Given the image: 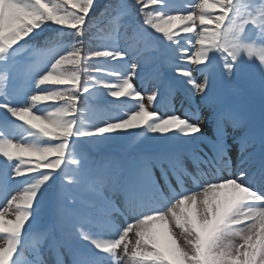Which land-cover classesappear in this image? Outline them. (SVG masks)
I'll list each match as a JSON object with an SVG mask.
<instances>
[{
	"label": "snow or ice",
	"instance_id": "1",
	"mask_svg": "<svg viewBox=\"0 0 264 264\" xmlns=\"http://www.w3.org/2000/svg\"><path fill=\"white\" fill-rule=\"evenodd\" d=\"M0 111V264H264V0H0Z\"/></svg>",
	"mask_w": 264,
	"mask_h": 264
},
{
	"label": "rangeland",
	"instance_id": "2",
	"mask_svg": "<svg viewBox=\"0 0 264 264\" xmlns=\"http://www.w3.org/2000/svg\"><path fill=\"white\" fill-rule=\"evenodd\" d=\"M153 55H154V53H153ZM193 67H195V66H193ZM248 71H249L248 67H246V71L243 70V69H241V75H239L238 77L240 79H242V80L248 78L247 77ZM170 72H171V70H170ZM236 78L237 77H235L233 79H236ZM226 81L228 82L229 85H231V79L230 80H226ZM136 83H137V87L139 88V82H136ZM227 89L229 91L233 92L232 99H233L234 103L241 108L242 111L247 112V111L251 110L254 113V115L256 116V118L259 119V113L253 107V104L254 103L257 106L259 105V96H258V93L254 95L250 91V89H248V92L247 93H244L243 91H241V90H239L237 88L234 89V87H231V86H229ZM141 90H143V89H141ZM108 99H112V98L111 97H108ZM145 99H146V93H145ZM89 104H92V103H89ZM258 107H260V105ZM228 131H229V144L231 145L233 143V142H231L232 141L231 140V136L233 135V130L231 128H229ZM206 132H207V129H206ZM235 134L236 135H239V131L237 130V132ZM125 141H129V143L133 144L135 147H136V143H138V142L134 143L133 141L128 140V139H125V138L116 139V140H113L111 142L98 143V145L109 146L110 148L113 149V151H115V152L110 151V152L113 153L112 154V156H113V159L112 160H110V159H101L99 162L111 163V162H114V161L119 160V151H121L120 150V148H121L120 145L123 144ZM235 147L238 148L239 146L238 145H235ZM125 149L128 150V147H126ZM102 154H106V152L103 151ZM0 159H2V158H0ZM55 183H56V181L49 188V191H51L52 188L54 189ZM49 191L47 193V197H46V201H45V208H44V210H43V212L41 214L40 222H43V220L45 219V216L47 214V208H48V206L51 205L52 201H54V199H55L56 193L54 195H52V193L49 192ZM48 213L50 214V211H48ZM177 232H178V230H177ZM129 238L134 242V240H135L134 234L130 233ZM182 242L183 241L181 240V243ZM23 259H29V260L33 259V256L31 254V252L30 251H25L23 253ZM48 259L52 260V259H54V257L49 256ZM126 261H127V257L122 256L121 257V264H125Z\"/></svg>",
	"mask_w": 264,
	"mask_h": 264
},
{
	"label": "trees",
	"instance_id": "3",
	"mask_svg": "<svg viewBox=\"0 0 264 264\" xmlns=\"http://www.w3.org/2000/svg\"><path fill=\"white\" fill-rule=\"evenodd\" d=\"M100 2L101 3H105V2H107V0H100ZM129 2L132 3V2H134V0H129ZM99 27H100L101 30H103L106 27V23L104 21L99 22ZM96 34L97 33L95 32V30H94L93 33H91V35H96ZM85 47H87V45H85ZM88 75L89 74L82 75V81L83 80H87L88 79ZM83 104H84V101H83Z\"/></svg>",
	"mask_w": 264,
	"mask_h": 264
}]
</instances>
